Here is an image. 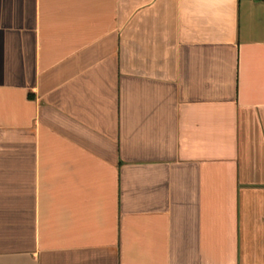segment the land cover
<instances>
[{"label":"crops","instance_id":"crops-1","mask_svg":"<svg viewBox=\"0 0 264 264\" xmlns=\"http://www.w3.org/2000/svg\"><path fill=\"white\" fill-rule=\"evenodd\" d=\"M0 264H264V0H0Z\"/></svg>","mask_w":264,"mask_h":264}]
</instances>
